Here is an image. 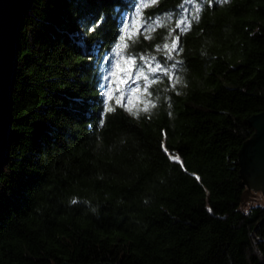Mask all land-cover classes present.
<instances>
[{
	"label": "trees",
	"instance_id": "16d2710c",
	"mask_svg": "<svg viewBox=\"0 0 264 264\" xmlns=\"http://www.w3.org/2000/svg\"><path fill=\"white\" fill-rule=\"evenodd\" d=\"M134 2L33 0L0 175V264H264V207L242 208L238 164L264 110V0H157L142 19ZM126 13L151 28L130 26L117 50ZM119 54L148 76L147 112L114 99L103 110V64Z\"/></svg>",
	"mask_w": 264,
	"mask_h": 264
},
{
	"label": "water",
	"instance_id": "95a60500",
	"mask_svg": "<svg viewBox=\"0 0 264 264\" xmlns=\"http://www.w3.org/2000/svg\"><path fill=\"white\" fill-rule=\"evenodd\" d=\"M32 4L33 0H0V175L9 161L13 137L12 93L20 32ZM248 124L253 133L238 152L239 174L245 187L244 195L252 191L264 195V110L251 116ZM263 221L264 218L260 223Z\"/></svg>",
	"mask_w": 264,
	"mask_h": 264
},
{
	"label": "snow or ice",
	"instance_id": "6c2138e0",
	"mask_svg": "<svg viewBox=\"0 0 264 264\" xmlns=\"http://www.w3.org/2000/svg\"><path fill=\"white\" fill-rule=\"evenodd\" d=\"M156 2H157V0H151L152 4H155ZM225 2H226V0H225ZM132 7L136 9L135 17L139 18V19H142L141 10L146 8V7H148V5L143 3V0H141V2L139 3L138 7L135 4V2L132 4ZM125 15L128 17V19L126 21L122 17L121 20H120V23L124 26L123 27L124 34L120 35V37H119L120 43L116 44V49L117 50L122 49V48H127L128 44L126 43V40H133L134 36L136 34V33H129V31H128L130 26H136L135 20L129 14L126 13ZM103 19H104V17H103V15H101L100 19L97 22H95L94 25L89 26L87 28V30L90 33L93 32L95 30V28L99 27L100 23L103 22ZM146 24L148 25V27H145ZM141 27H144L145 32H147L149 30V28H151V25L149 24L148 21H143V23H141L139 26H136V32L137 33L140 31ZM177 27H179V24H177ZM151 30L155 31L154 28H152ZM118 31H119V29H118ZM150 38H151L150 36H147V35L145 36V39H150ZM178 39H179V37H176L172 41V48L167 52V58L169 60L172 59L171 52L175 50L176 43H177ZM163 47H164V49H169V45L167 43H165ZM157 50H159V46H157ZM122 59H125V62L131 66V68H129L128 73H127L128 76H131L132 75V68H136L137 67L136 63H135L137 57L134 54H129L127 57H122ZM140 59L141 60H145V57L141 56ZM153 59H155V58L153 57ZM116 67H117V70L119 72H124V69H121L119 64H117ZM176 67H177L176 63H173L172 68H176ZM150 71L152 73H156L157 71H162V72H164L167 75L169 69L166 68V67H162L160 63H157L155 67H151L150 68ZM111 74L112 73L110 71V75ZM140 77H143L145 81H148V76L144 73L143 66H140V69L136 72L135 79H139ZM135 79L132 81V83H135ZM120 83L121 84H125L126 81L121 79ZM107 87H108L109 90L106 93H104V95L107 97V99L104 101V109L103 110H105L107 112H111L114 109H113V107L109 106L108 101H111L114 98L113 97V92H112V83L109 82L107 84ZM148 87H150V83L145 85L143 91L147 92L148 91ZM117 90L119 91V89H117ZM137 91H140V85H138V84L136 85L135 88H131L130 89V93H135ZM121 95H123V93H121ZM149 95H150V93H149ZM120 103H121L120 99H117L116 100V104L120 105ZM131 104H132V99H131V96H130L129 101H128V105H121V106H124L126 108V110H128L131 114L135 115L136 113L132 111L131 107H129V105H131ZM154 106H155L154 104H151V107H154ZM148 110H149V102H145L144 103V107H143V111L147 112Z\"/></svg>",
	"mask_w": 264,
	"mask_h": 264
},
{
	"label": "rangeland",
	"instance_id": "374dc122",
	"mask_svg": "<svg viewBox=\"0 0 264 264\" xmlns=\"http://www.w3.org/2000/svg\"><path fill=\"white\" fill-rule=\"evenodd\" d=\"M143 3L150 4L151 0H143ZM119 64L121 69H124V72H119L117 70L116 65ZM103 67L105 69V76L106 82L105 83V92L109 89L107 84L109 82L112 83V92H113V99L117 100L120 99V104L128 105L129 98L131 96L132 104L129 107L132 108L133 112L138 110H143L144 103L147 102L145 99V92L143 91L147 81H140L139 79H135L136 71L132 68V75L128 76V70L131 68L129 64L125 62V59H122V55L112 56L111 58H107L104 61ZM111 75H110V71ZM123 79L126 81L125 84H121L120 80ZM135 79V83L132 81ZM140 85V91L135 93H130L131 88H135L136 85ZM119 89V91L117 90ZM123 93V95H121ZM126 109V108H125ZM127 112H129L127 110ZM130 113V112H129ZM252 206H263L264 207V195L261 193L250 192L246 193L242 198V208L248 209Z\"/></svg>",
	"mask_w": 264,
	"mask_h": 264
}]
</instances>
